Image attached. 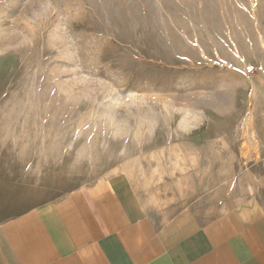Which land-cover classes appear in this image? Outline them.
<instances>
[{
  "label": "rangeland",
  "instance_id": "rangeland-1",
  "mask_svg": "<svg viewBox=\"0 0 264 264\" xmlns=\"http://www.w3.org/2000/svg\"><path fill=\"white\" fill-rule=\"evenodd\" d=\"M254 81L264 0H0V224L101 180L177 179L210 135L258 178Z\"/></svg>",
  "mask_w": 264,
  "mask_h": 264
},
{
  "label": "crops",
  "instance_id": "crops-1",
  "mask_svg": "<svg viewBox=\"0 0 264 264\" xmlns=\"http://www.w3.org/2000/svg\"><path fill=\"white\" fill-rule=\"evenodd\" d=\"M254 82L255 105L264 93ZM259 125L258 178L233 179L238 161L224 160L210 135L182 155L177 179H105L4 220L0 264H264V118Z\"/></svg>",
  "mask_w": 264,
  "mask_h": 264
},
{
  "label": "bare ground",
  "instance_id": "bare-ground-1",
  "mask_svg": "<svg viewBox=\"0 0 264 264\" xmlns=\"http://www.w3.org/2000/svg\"><path fill=\"white\" fill-rule=\"evenodd\" d=\"M238 52V51H237ZM239 54V53H238ZM240 56V55H239ZM253 83V82H252ZM253 115H252V111H250L249 112V114H248V116H247V118L245 119V123H244V126L247 128L246 130H248L249 128H251V125H252V122H253V117H252ZM253 126V125H252ZM253 128V127H252ZM248 133V132H247ZM247 133H245V134H247ZM256 137V136H255ZM259 157V156H258ZM178 162V161H177ZM130 165H132L131 163H130ZM131 167V166H130ZM129 168V167H128ZM133 169V168H132ZM126 170V169H125ZM129 170H131V169H129ZM129 170H128V172H129ZM135 170V169H134ZM129 174V173H128ZM131 174V173H130ZM253 179V178H252Z\"/></svg>",
  "mask_w": 264,
  "mask_h": 264
},
{
  "label": "built area",
  "instance_id": "built-area-1",
  "mask_svg": "<svg viewBox=\"0 0 264 264\" xmlns=\"http://www.w3.org/2000/svg\"><path fill=\"white\" fill-rule=\"evenodd\" d=\"M247 73H248V74H252V73H253V70L251 69V70H249Z\"/></svg>",
  "mask_w": 264,
  "mask_h": 264
}]
</instances>
